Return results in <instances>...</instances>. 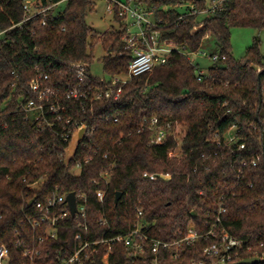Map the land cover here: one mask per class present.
Wrapping results in <instances>:
<instances>
[{
	"label": "trees",
	"instance_id": "1",
	"mask_svg": "<svg viewBox=\"0 0 264 264\" xmlns=\"http://www.w3.org/2000/svg\"><path fill=\"white\" fill-rule=\"evenodd\" d=\"M131 1L153 9L162 38L177 47L165 64L130 80L119 99L76 112L88 134L66 166L68 143L58 132L37 126L20 108L30 97L29 82L37 66L57 79L71 62H85L91 80L104 86V79L89 70L94 47L102 43L106 48L108 73L127 71L132 51L124 40L125 24L117 17L118 29L101 33L92 28L86 17L95 0H36V8L47 9L32 17L25 0H0V244L9 247L10 264H58L73 252L79 228L72 217L63 220L58 238L41 244L33 260L18 244L34 242L29 218L37 213V201L72 191L87 199L85 221L92 240L126 235L144 223L149 236L173 241L190 222L207 230L222 204L227 208L223 225L258 249L262 260L256 264H264V54L255 39L237 59L230 40L234 26L264 29V0H221L202 20L188 10L192 4L197 11L207 8L206 0ZM181 15L185 17L179 19ZM211 38L225 59L213 61L199 80V67L189 54ZM153 117L182 123L181 144L173 136L152 143L145 127ZM233 127L237 142L225 145L214 139L218 132L224 140ZM240 143L245 147L239 148ZM177 149L180 156L174 154ZM91 155L75 174L74 163ZM258 155L260 161L252 165ZM107 168L109 174L102 177ZM146 171L171 176L151 180ZM36 181L37 186L29 185ZM99 189L105 192L103 200L97 197ZM101 219L107 222L101 224ZM209 242L184 244L178 257L173 256L176 246L161 249L158 264H199L201 259L213 264L202 252ZM144 245V254H134L133 246L114 241L105 259L108 244L102 242L81 264H153L151 246Z\"/></svg>",
	"mask_w": 264,
	"mask_h": 264
},
{
	"label": "built area",
	"instance_id": "2",
	"mask_svg": "<svg viewBox=\"0 0 264 264\" xmlns=\"http://www.w3.org/2000/svg\"><path fill=\"white\" fill-rule=\"evenodd\" d=\"M105 1L107 3V12L114 14L125 24L126 33L124 40L126 41L127 47L131 48L132 51V58L127 69L131 77L130 80L151 72L158 65L165 64L169 59L170 53L177 45L168 39L162 38L161 20L156 18L154 10L136 5L131 0ZM220 2L221 0H212L210 8H205L200 11H197L192 4L188 13L195 14L204 12L205 10L213 12L219 7ZM24 9L31 12L29 3L24 4ZM46 9L36 8L34 12H31L30 17L45 12ZM184 17L185 15H181L179 19ZM42 22L44 23V21ZM132 25L137 26L138 30L131 32ZM200 52L204 56L210 57L213 61L220 58L225 59V56H220L217 52L211 54L205 51ZM191 54H189V59ZM87 66L88 64L85 62H71L65 73L60 70L63 78L57 79L50 73L39 70L37 66L38 72L31 78L28 85L27 92L30 97L24 103L20 104V108L26 112L27 117L32 122L43 129L47 128L58 132L68 144L75 130L83 125L87 127L84 121L78 118L76 112L78 110L85 112L88 106H92L98 101L119 99L123 93L124 86L130 81L121 80L117 74H112L110 79H104V86H100L95 84L88 76ZM204 73L200 71L198 76L199 80L202 79ZM177 125L180 124L178 122L161 123L157 117H153L145 128L152 132V143L160 144L169 136H173L177 140L178 145H180L184 133L180 135L182 130L179 131ZM229 131L224 140L220 139L218 132L214 133V139L225 145H231L237 142V133L231 134ZM87 134L88 128L85 139L80 146L85 143ZM244 147L245 144L240 143L239 148ZM92 158L93 156L91 155L87 156L84 161L78 159L74 163V168L81 169L84 162L89 163ZM260 159V155L253 158L251 161L252 165H257ZM245 163L243 162V164ZM112 166L111 164L109 167L111 168ZM110 170L109 168L103 170L101 176L105 177L109 174ZM144 176L151 180H157L159 178H168L171 174L170 172L149 173L146 171L144 172ZM29 185L32 187L37 186V181ZM68 194L63 193L57 197L36 202L35 207L37 213L34 217L29 218V222L34 229V242L31 246H27L24 241H18L22 250L30 259L33 260L40 253L42 243L50 239L58 238L63 220L69 217L74 219L79 230L74 236L73 252L61 259L58 264H81L90 258L96 251V246L102 242L108 244L107 253L104 257L107 259L108 253L111 250V243L114 241H124L126 245L133 246L134 254H144L146 251L144 243L148 242L154 254L153 264H158V254L161 249H169L176 246L177 248L173 256L178 257L180 255V248L184 244L194 246L204 240L210 242L203 247V256L213 259V264L233 263L248 257H260L258 249L251 246L244 238L233 234L223 225L222 218L223 214L227 212V208L222 204L217 210L215 220L207 230L201 231L193 222H190L186 231L180 233V237L173 241L149 236L146 232L147 225L144 223L136 224L126 235L92 240L89 237V226L85 221L87 216L86 197L82 194H76L77 211L73 214L66 199ZM104 196V190L99 189L97 191L99 200H103ZM142 214L143 211L139 210L138 217L142 216ZM106 222L103 219L100 221L101 224H105ZM249 254L253 255L244 257ZM198 263L204 264V260L201 259ZM0 264H10V250L4 243L0 244Z\"/></svg>",
	"mask_w": 264,
	"mask_h": 264
},
{
	"label": "rangeland",
	"instance_id": "3",
	"mask_svg": "<svg viewBox=\"0 0 264 264\" xmlns=\"http://www.w3.org/2000/svg\"><path fill=\"white\" fill-rule=\"evenodd\" d=\"M36 0H25V3H29L31 6V12L36 10L35 8ZM106 1L105 0H95L93 5V9L88 12L86 17L87 23L94 28L95 30L104 33L108 30L118 29L120 27V22L114 14L108 13L106 10ZM212 5V0H206L207 9ZM64 6V3L61 4V7ZM56 8L53 6L51 9ZM209 15V11L205 10L204 12H200L198 18L200 20L204 19ZM137 26H131V32L137 31ZM255 39H259L261 41V52L264 54V29L259 30L252 26H234L231 29V45H232V54L237 59H242L245 56L246 49L250 46ZM200 51H205L209 54L217 51V47L213 38L207 40L205 46L190 55V59L195 64H198L199 71L207 72L208 68L213 64V60L204 56ZM107 54L106 48L102 43H97L93 50V58L92 61L89 62V70L90 73L100 79H110L112 74L108 73L104 68L103 58ZM117 76L121 80H130L131 77L127 71L116 73ZM177 125V129L182 130L180 135L185 132V127L182 123ZM178 131V133H179ZM236 132V128H231L229 133L234 134ZM175 155L180 156L181 152L179 149L174 151ZM75 174H78L80 169L73 168Z\"/></svg>",
	"mask_w": 264,
	"mask_h": 264
},
{
	"label": "water",
	"instance_id": "4",
	"mask_svg": "<svg viewBox=\"0 0 264 264\" xmlns=\"http://www.w3.org/2000/svg\"><path fill=\"white\" fill-rule=\"evenodd\" d=\"M260 95L262 100V86L260 85ZM87 127L85 125L81 126L77 130H75L72 134V138L70 143L65 148V164L66 166H69L72 162V160L75 158L80 144L84 141L85 135H86ZM263 139H264V132H263ZM121 193L118 192L116 195V200L120 197ZM67 201L69 203L71 212L74 214L77 211V198H76V192L72 191L67 195ZM34 201V198L30 200V203ZM262 260L259 256L254 257H248L241 259L237 262L233 263H224V264H256Z\"/></svg>",
	"mask_w": 264,
	"mask_h": 264
}]
</instances>
